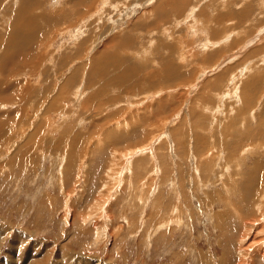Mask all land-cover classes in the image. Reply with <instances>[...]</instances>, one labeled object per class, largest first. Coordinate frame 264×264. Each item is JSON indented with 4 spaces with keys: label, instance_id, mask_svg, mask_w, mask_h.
<instances>
[{
    "label": "rangeland",
    "instance_id": "1",
    "mask_svg": "<svg viewBox=\"0 0 264 264\" xmlns=\"http://www.w3.org/2000/svg\"><path fill=\"white\" fill-rule=\"evenodd\" d=\"M262 180L264 0H0V264H264Z\"/></svg>",
    "mask_w": 264,
    "mask_h": 264
},
{
    "label": "bare ground",
    "instance_id": "2",
    "mask_svg": "<svg viewBox=\"0 0 264 264\" xmlns=\"http://www.w3.org/2000/svg\"><path fill=\"white\" fill-rule=\"evenodd\" d=\"M236 54V53H235ZM263 61V60H262ZM251 71V70H250ZM234 88V87H233ZM235 155V154H234ZM108 170H110V168L108 169ZM259 184V183H258ZM264 180H262V185H261V191L260 192H262L263 194H264ZM263 196V195H262ZM264 197V196H263ZM260 206V205H259ZM263 221V220H262ZM174 223V222H173ZM6 233V232H5ZM5 233L3 232V230H0V243H1V241H2V239H3V236L5 235ZM241 243H244V240H242L241 241ZM248 243L249 242H247L246 243V246L248 245ZM244 247V246H243ZM246 248H248V247H246ZM242 249V248H241ZM242 254V253H241ZM243 256V255H242Z\"/></svg>",
    "mask_w": 264,
    "mask_h": 264
}]
</instances>
